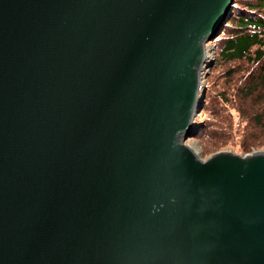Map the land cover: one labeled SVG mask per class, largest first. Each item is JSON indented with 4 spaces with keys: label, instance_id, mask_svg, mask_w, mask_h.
Instances as JSON below:
<instances>
[{
    "label": "water",
    "instance_id": "1",
    "mask_svg": "<svg viewBox=\"0 0 264 264\" xmlns=\"http://www.w3.org/2000/svg\"><path fill=\"white\" fill-rule=\"evenodd\" d=\"M234 0H0V264H264V148L186 143Z\"/></svg>",
    "mask_w": 264,
    "mask_h": 264
},
{
    "label": "trees",
    "instance_id": "2",
    "mask_svg": "<svg viewBox=\"0 0 264 264\" xmlns=\"http://www.w3.org/2000/svg\"><path fill=\"white\" fill-rule=\"evenodd\" d=\"M214 43L197 135L245 151L264 143V0H234Z\"/></svg>",
    "mask_w": 264,
    "mask_h": 264
},
{
    "label": "rangeland",
    "instance_id": "3",
    "mask_svg": "<svg viewBox=\"0 0 264 264\" xmlns=\"http://www.w3.org/2000/svg\"><path fill=\"white\" fill-rule=\"evenodd\" d=\"M218 33L216 35L211 34V36L208 38L209 40H207V42H206L207 52L213 53L214 58H215V54H216L215 53L216 48H215L214 40H216ZM213 65H215V59H213L211 65L207 66L204 70V82H203L204 92H206L205 86L207 84V77L211 75ZM203 99L205 100V95H204ZM204 100H203V102H204ZM203 105H204V103L202 104L201 108L203 107ZM201 108L199 109V111L195 115V122H196L195 128H196V130L193 131V135H190L186 139V143L191 142L193 144V146L199 150L200 157L205 159V158H208L212 154L219 152V151H232V152L239 153V154L243 155V154L252 153V152H255L259 149L264 148V143H262L258 146H251L250 149L245 150V151L240 147L239 144H236V143L234 145L231 143L223 144V145H209V144L204 143L201 140V138L197 135V131L199 129V124H202V120H201L202 109Z\"/></svg>",
    "mask_w": 264,
    "mask_h": 264
},
{
    "label": "bare ground",
    "instance_id": "4",
    "mask_svg": "<svg viewBox=\"0 0 264 264\" xmlns=\"http://www.w3.org/2000/svg\"><path fill=\"white\" fill-rule=\"evenodd\" d=\"M208 45H209V44H208ZM208 51H209V50H208ZM207 54H208V59H209V60H210L211 57H212V58L214 57L213 53H210V52L208 53V52H207ZM188 144H190V145L193 146V144H192L191 142H188Z\"/></svg>",
    "mask_w": 264,
    "mask_h": 264
}]
</instances>
